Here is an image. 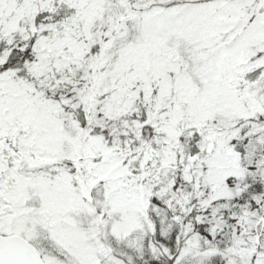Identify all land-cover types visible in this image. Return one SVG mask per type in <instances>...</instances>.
I'll list each match as a JSON object with an SVG mask.
<instances>
[{
  "label": "snow or ice",
  "instance_id": "snow-or-ice-1",
  "mask_svg": "<svg viewBox=\"0 0 264 264\" xmlns=\"http://www.w3.org/2000/svg\"><path fill=\"white\" fill-rule=\"evenodd\" d=\"M0 264H264V0H0Z\"/></svg>",
  "mask_w": 264,
  "mask_h": 264
}]
</instances>
